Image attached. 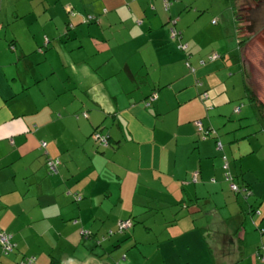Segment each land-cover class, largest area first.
Wrapping results in <instances>:
<instances>
[{
  "label": "crops",
  "instance_id": "1",
  "mask_svg": "<svg viewBox=\"0 0 264 264\" xmlns=\"http://www.w3.org/2000/svg\"><path fill=\"white\" fill-rule=\"evenodd\" d=\"M226 1L231 11L207 18L201 12L209 8L198 0H0V231L12 233L18 244L13 254H0V264L29 257L34 264L53 258L75 264L83 239L92 241L85 247H102L110 256L86 253L82 261L93 256L132 264L145 249L134 231L126 247L127 255L138 250L134 257L124 253V234L108 237L119 221L133 219L149 230V214L176 217L183 204L191 214L204 201L211 210L209 198L217 210L206 214L211 221L201 231L212 264H238L244 249L255 250L247 241L260 231L237 216L238 203L224 180V155L235 173L241 154L251 149L231 144L240 140L235 132L242 124L206 140L196 126L247 119L251 112L263 118L250 98L252 93L264 102L263 91L255 89L264 78L253 84L245 56L253 35L247 40L245 24ZM172 28L180 38L172 37ZM51 63L63 69V77L48 95L42 82L56 72ZM87 86L111 106L93 103ZM98 133L110 136L108 146L96 140ZM48 158L59 159L57 175L49 174ZM195 173L197 184L191 182ZM192 222L196 229L203 225ZM237 233L244 236L243 248L235 244L242 238ZM199 243L203 248L198 235ZM249 261L258 260L250 255Z\"/></svg>",
  "mask_w": 264,
  "mask_h": 264
},
{
  "label": "rangeland",
  "instance_id": "2",
  "mask_svg": "<svg viewBox=\"0 0 264 264\" xmlns=\"http://www.w3.org/2000/svg\"><path fill=\"white\" fill-rule=\"evenodd\" d=\"M232 7L235 8V12L238 11V5L235 4L233 0H229ZM201 6H208L209 10L206 9L201 12L202 16L209 17L214 15L215 13H225L226 10L231 11L229 7L224 6V3H226V0H198ZM256 4V5H254ZM222 5V6H220ZM220 6V7H219ZM242 14L244 16V24L248 27L249 20H255L256 26H254V32L255 35L253 36V39L250 43V47L245 51L246 60H248L250 63V66L254 70L253 79L252 82L254 84V80L263 79L264 74L259 75L262 71H264V2L257 3L254 0H243L242 1ZM249 19V20H248ZM212 20V19H210ZM211 22V21H210ZM244 26V27H245ZM71 40V38L69 39ZM254 62V65H252ZM252 63V64H251ZM53 68H56V72H54V75L49 76L50 80L43 81L41 89L43 92H46L48 95L53 94V84L56 82L58 83L57 79H60L63 77L62 68L60 66H55L53 63H51ZM254 66V67H253ZM52 72V68L48 69L46 71V74H50ZM252 72V71H251ZM65 74H67V71H64ZM59 75L60 77H56ZM262 77V78H261ZM261 82V81H260ZM259 82V83H260ZM260 85V84H259ZM254 86L256 91L259 93L261 90L263 91L264 95V81L262 80V88ZM56 90H60L61 87H54ZM33 91L37 90L36 88ZM31 89V90H32ZM62 90V89H61ZM246 104H248L247 101H243ZM252 115L248 116L247 119L234 117L231 119V122L228 119L224 120L223 124H216L215 127L218 131H222L226 129L229 126L237 127L238 124H242V129H239V131L235 132V135L240 138L237 142H233L231 144H235L236 147H250V151H247V153L252 152V159H241V165L243 166L244 171L249 170V174L251 178L256 180L258 182L256 184L257 188L258 185L262 186V189L264 190V118L261 117V115H257L254 112H251ZM230 122V124H228ZM250 144V146H249ZM245 155L244 153L241 154V156ZM251 155V154H250ZM229 192V190H228ZM230 193V192H229ZM254 198L252 199V202L254 201ZM79 201V200H78ZM261 201H259V208H262V211L264 212V204L260 205ZM256 204V203H255ZM181 214H178L176 217L172 216V213H166V212H155L154 214H149L147 216L148 218V229H145L144 225L135 224L132 226L131 230H128L124 232V237L121 239V242L125 244V250L124 253L126 254L127 246L130 243V238L133 237L132 232H137L138 239L141 242V246L145 249V255H143V259H140V257H137L138 250L136 248L130 249V257H134V261L132 264H180L184 261L192 260L193 262L196 260H200L201 262H206L209 264H212L213 257L212 252L209 251L208 244L206 243L204 233L200 229V223H203V225L207 226L208 224H205V220L202 218L197 219L196 227L194 226L192 219L189 217V214L185 211H180ZM175 218H178L179 220L183 218L181 222L176 225L175 223H172L170 221L174 220ZM259 222L261 221V218H256ZM252 223V222H251ZM192 224V226H191ZM264 226V224H263ZM176 229V230H175ZM187 230V231H185ZM205 231H207V228H204ZM179 232H184L182 235L174 236V234ZM115 234L119 233V229L116 228L114 230ZM198 235L201 237V239L204 242L203 248H201L200 243L197 245ZM252 238L247 241V244L254 248V251L245 250L244 259L242 262H239L238 264H264L261 263L262 261H256V252L259 248L263 247L264 244V237L258 232L251 235ZM258 237L259 239H256ZM85 238V237H84ZM175 244H170L175 241ZM91 240H85L83 239L82 243V253L81 256H79L80 261H82L83 258H85L84 254L91 253L97 255L99 258H104L107 256L109 258V254H106V251L102 249V247L94 246L92 248L85 247V243L91 244ZM115 242V241H114ZM57 249V246H56ZM90 249H93V251H89ZM1 255L2 248L0 246ZM104 253V255H101ZM124 253L121 255V257L125 256ZM255 253V254H254ZM61 252L58 251L57 255H60ZM73 254V253H72ZM74 255V254H73ZM129 255L126 254L128 257ZM254 255V261L256 262H250L249 256ZM93 258V256H90ZM129 264V263H128ZM216 264V263H213Z\"/></svg>",
  "mask_w": 264,
  "mask_h": 264
},
{
  "label": "trees",
  "instance_id": "3",
  "mask_svg": "<svg viewBox=\"0 0 264 264\" xmlns=\"http://www.w3.org/2000/svg\"><path fill=\"white\" fill-rule=\"evenodd\" d=\"M239 0H233V2L236 4ZM256 1L257 3H260V2H264V0H254ZM242 8V6H241ZM238 18L239 20L241 21V23H244V16L242 14V9H239L238 8ZM249 20V19H248ZM248 27L245 26V27H241V30L244 31V33H247L249 34L247 38H250L251 35H255V32H254V26H256V21L254 20H249V23H248ZM243 43L246 42L245 40L242 41ZM183 50H185L186 48H183V46L181 47ZM154 98V97H153ZM202 100L203 101H206L208 99V93H204L202 95ZM250 98H251V101L252 103L254 102L262 111H261V114L264 118V102L262 101H259L258 98L253 95L252 93H250ZM246 101V100H244ZM247 102H250L247 100ZM245 103V102H244ZM251 103V102H250ZM251 103V104H252ZM246 105V104H245ZM242 105L240 107H237L235 109V114H238L241 112V109H242ZM197 126V130H198V133H199V136L201 137V139L203 140H206L208 139L209 137H214L216 138L217 137V134H218V130L215 126L213 127H209V128H205L203 123L200 121V124L199 125H196ZM102 136H106V134H103L101 133ZM109 139H110V136H108ZM44 144H46V146H44ZM47 145L48 143L43 141L41 142V148L44 150V152L47 153ZM109 145V143H108ZM108 145H105L103 144L102 146L103 147H106ZM217 146H218V149L219 150H223V144L220 140H217ZM251 154V155H250ZM252 155L253 153L252 152H249V153H246L245 155H243V157L241 159H252ZM224 159V170H225V176H224V180L225 182L227 183V186H228V190L230 192V196L231 197H234L236 203H238V206H239V215L237 216H240V218L242 219V221H246V220H250V222H252V225L255 226L256 230H259L261 235L264 237V229H260V222L264 221V212L261 210L262 208H259V201H261L260 205H263L264 204V190L262 189V186L261 185H258V188L256 186V184L258 182H256V180H254L253 178H251L250 174H249V170H246L244 171L243 169V166L241 165V159H240V166H238V171L237 172H232L231 171V164L229 162V157L227 155H224L223 157ZM51 162H54L56 163V169L53 170L50 168V163ZM60 164V161L59 159H54V158H48L47 160V168H48V172L50 175L54 176V175H57L58 174V165ZM198 178V173H195L194 174V179L192 178V181L194 184H197L199 183V180H197ZM254 198V201L255 202H252V199L251 198ZM80 200L81 197L80 196H76V200ZM209 202H210V207L214 210H217V206L214 202V198H209ZM250 201L253 203V204H250ZM205 202V201H204ZM196 203L195 207H197L199 210L198 212H194V213H191L189 214V217L191 216V218L194 220V221H197V219L199 218H203L205 220V224H209V222L211 221L210 217L206 216V214L208 212H211V210H207V203ZM256 203V204H255ZM214 204V205H213ZM186 207L184 206L183 204V208ZM183 208H180L181 210L180 211H183L184 209ZM180 211L178 212V214H180ZM198 213V214H197ZM202 213V215L199 216V214ZM234 214V213H233ZM256 218H261V221L259 222L258 220H256ZM126 221H129L131 223V226L122 231V233H118V234H124V232L128 231V230H131L132 229V226H134L135 224H137L135 222V220L133 219H125V220H121L117 223V226L119 227V223L120 222H126ZM203 226V227H202ZM200 226V229L203 231L204 228H207V226L205 225H202ZM117 227V228H118ZM242 228L243 225H241ZM110 232H114V231H110ZM110 232L108 233V237L110 236H113L114 234L110 235ZM85 233H88V232H85ZM85 233H82L86 238H92L91 236V233H88V234H85ZM2 234H6V235H9L11 237L10 239V243L12 244L13 246V249L11 252H8V253H5L3 250H2V253L3 255L5 256H9L11 254H13L14 252H16L18 250V244L14 241V236L12 233H10L9 231H4V230H1L0 231V237ZM91 235V236H90ZM236 236L238 238H241L240 240L239 239H236L235 241V244L236 243H240L239 245L242 246L243 242H244V236L241 234V233H237ZM239 240V241H238ZM98 245H101V240H98L97 241ZM237 247H238V244H236ZM0 246L2 248V244L0 243ZM235 247V246H234ZM243 248V246H242ZM256 258L258 261H262L261 263H264V244H263V247L259 248L258 251L256 252ZM123 260L125 261L126 260V256L123 257ZM36 262V259L33 258V257H29V258H26L25 260L21 261L20 264H34ZM51 264H60V261L53 258V261L51 262Z\"/></svg>",
  "mask_w": 264,
  "mask_h": 264
},
{
  "label": "built area",
  "instance_id": "4",
  "mask_svg": "<svg viewBox=\"0 0 264 264\" xmlns=\"http://www.w3.org/2000/svg\"><path fill=\"white\" fill-rule=\"evenodd\" d=\"M89 20H94V18L93 17H89ZM171 33H172V37L174 39L179 37L178 32L174 28L171 29ZM213 58L216 59V58H218V56L215 55ZM85 117H87V115H85ZM95 138H96V140L98 142H102L103 144L108 145V142H109L108 141L109 140L108 136H102L101 134L98 133V134L95 135ZM44 146H46V144H44ZM50 168L55 170L56 169V163L51 162L50 163ZM130 226H131V223L129 221L120 222L119 223V227H118L119 233H122V231L128 229ZM85 234H88V233H85ZM112 234H114V233L110 232V235H112ZM10 239H11V237L9 235H6V234H2L1 237H0V243L2 244V250L5 253L11 252L12 249H13V246L10 243Z\"/></svg>",
  "mask_w": 264,
  "mask_h": 264
},
{
  "label": "water",
  "instance_id": "5",
  "mask_svg": "<svg viewBox=\"0 0 264 264\" xmlns=\"http://www.w3.org/2000/svg\"><path fill=\"white\" fill-rule=\"evenodd\" d=\"M84 89L91 93L93 103L98 104L100 107L104 109H106V106H111L109 102L106 100V97L104 95H101L96 87L94 88V86H87ZM75 264H108V263L104 261L101 262L95 258H86L84 259V261H78Z\"/></svg>",
  "mask_w": 264,
  "mask_h": 264
}]
</instances>
